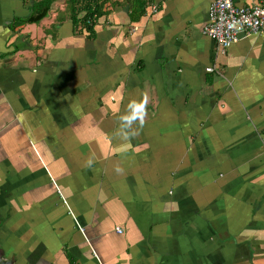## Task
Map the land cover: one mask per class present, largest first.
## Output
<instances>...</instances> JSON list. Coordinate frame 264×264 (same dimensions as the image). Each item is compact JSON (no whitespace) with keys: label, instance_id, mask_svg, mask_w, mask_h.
Returning <instances> with one entry per match:
<instances>
[{"label":"crops","instance_id":"1","mask_svg":"<svg viewBox=\"0 0 264 264\" xmlns=\"http://www.w3.org/2000/svg\"><path fill=\"white\" fill-rule=\"evenodd\" d=\"M49 1L0 0L2 262L264 264V25L220 53L213 0H110L91 35Z\"/></svg>","mask_w":264,"mask_h":264},{"label":"built area","instance_id":"2","mask_svg":"<svg viewBox=\"0 0 264 264\" xmlns=\"http://www.w3.org/2000/svg\"><path fill=\"white\" fill-rule=\"evenodd\" d=\"M263 25L264 4L238 7L233 0H213L202 35L216 45L218 52L224 53L242 39L259 35ZM215 71L214 66L207 69L208 73ZM117 232L120 234L121 230Z\"/></svg>","mask_w":264,"mask_h":264},{"label":"trees","instance_id":"3","mask_svg":"<svg viewBox=\"0 0 264 264\" xmlns=\"http://www.w3.org/2000/svg\"><path fill=\"white\" fill-rule=\"evenodd\" d=\"M49 0H46V2ZM54 0H50L47 5V10ZM110 0H67V8L70 11V17L75 25L83 26L88 33L93 34V28L98 18L106 15L108 12L105 8L106 4ZM135 2L137 4L136 9L139 14H143L145 8L150 3V0H130V4ZM113 4V3H112ZM81 13H85V16L78 19Z\"/></svg>","mask_w":264,"mask_h":264},{"label":"clouds","instance_id":"4","mask_svg":"<svg viewBox=\"0 0 264 264\" xmlns=\"http://www.w3.org/2000/svg\"><path fill=\"white\" fill-rule=\"evenodd\" d=\"M147 108V97L138 104L130 105V111L128 115L121 117V128L119 135L122 139L128 140L134 138L139 133L133 128V125L139 122L140 127L143 126Z\"/></svg>","mask_w":264,"mask_h":264},{"label":"water","instance_id":"5","mask_svg":"<svg viewBox=\"0 0 264 264\" xmlns=\"http://www.w3.org/2000/svg\"><path fill=\"white\" fill-rule=\"evenodd\" d=\"M83 15H84V13L80 14V15L78 16V18H81ZM0 264H8V263H6V262H2V260H1V258H0Z\"/></svg>","mask_w":264,"mask_h":264}]
</instances>
